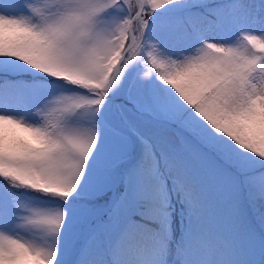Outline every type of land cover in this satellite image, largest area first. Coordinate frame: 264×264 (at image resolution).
Returning <instances> with one entry per match:
<instances>
[{
    "label": "snow or ice",
    "instance_id": "snow-or-ice-1",
    "mask_svg": "<svg viewBox=\"0 0 264 264\" xmlns=\"http://www.w3.org/2000/svg\"><path fill=\"white\" fill-rule=\"evenodd\" d=\"M262 29L264 0H0V264H264Z\"/></svg>",
    "mask_w": 264,
    "mask_h": 264
},
{
    "label": "rangeland",
    "instance_id": "rangeland-1",
    "mask_svg": "<svg viewBox=\"0 0 264 264\" xmlns=\"http://www.w3.org/2000/svg\"><path fill=\"white\" fill-rule=\"evenodd\" d=\"M35 3L37 4H41L42 3V0H35ZM171 14V10L169 11H162L160 13L161 16H167V15H170ZM264 30V29H262ZM227 39V37L225 38ZM0 183H3V182H0ZM13 191H16V190H13ZM23 199V198H22ZM28 204L32 205V206H37V207H45L47 206L50 201L48 200V198H45V197H39V196H29V198L27 199L26 201ZM67 233H65V236H64V239L66 240L67 239ZM61 252H63V241H62V245H61Z\"/></svg>",
    "mask_w": 264,
    "mask_h": 264
}]
</instances>
